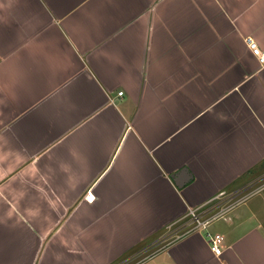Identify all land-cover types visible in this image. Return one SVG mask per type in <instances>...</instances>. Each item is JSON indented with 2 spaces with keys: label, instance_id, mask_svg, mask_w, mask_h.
I'll return each mask as SVG.
<instances>
[{
  "label": "crops",
  "instance_id": "obj_1",
  "mask_svg": "<svg viewBox=\"0 0 264 264\" xmlns=\"http://www.w3.org/2000/svg\"><path fill=\"white\" fill-rule=\"evenodd\" d=\"M246 35L264 0H0V264H264Z\"/></svg>",
  "mask_w": 264,
  "mask_h": 264
},
{
  "label": "built area",
  "instance_id": "obj_2",
  "mask_svg": "<svg viewBox=\"0 0 264 264\" xmlns=\"http://www.w3.org/2000/svg\"><path fill=\"white\" fill-rule=\"evenodd\" d=\"M244 40L248 47L251 49L252 53L258 58L259 62L261 64H264V46L258 44V42L251 35H246L244 37ZM121 93L122 90H119L118 94ZM224 194L225 190H220L214 198L217 200L216 202H213L211 204L198 205L190 208L187 212L185 221L183 222V224L185 226L187 225L188 227L186 231L202 229L208 240L211 250L217 255L222 251L221 246L223 235L219 232L209 229L208 225L210 221L220 216L228 206L238 200H234L227 206H224V204L221 203V196Z\"/></svg>",
  "mask_w": 264,
  "mask_h": 264
},
{
  "label": "snow or ice",
  "instance_id": "obj_3",
  "mask_svg": "<svg viewBox=\"0 0 264 264\" xmlns=\"http://www.w3.org/2000/svg\"><path fill=\"white\" fill-rule=\"evenodd\" d=\"M88 200H89L90 202H94V201H95V197H94V196H89V197H88Z\"/></svg>",
  "mask_w": 264,
  "mask_h": 264
}]
</instances>
